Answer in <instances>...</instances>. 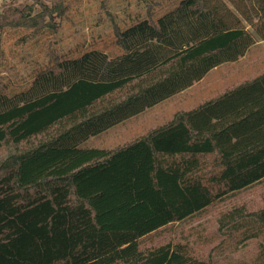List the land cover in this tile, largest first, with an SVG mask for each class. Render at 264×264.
Listing matches in <instances>:
<instances>
[{
	"label": "trees",
	"instance_id": "16d2710c",
	"mask_svg": "<svg viewBox=\"0 0 264 264\" xmlns=\"http://www.w3.org/2000/svg\"><path fill=\"white\" fill-rule=\"evenodd\" d=\"M13 3L0 33L35 36L65 13L62 0ZM113 36L115 53L56 58L0 91V264H210L140 239L264 179V71L125 144H84L264 42V0H173ZM262 202L222 213L217 231L256 237Z\"/></svg>",
	"mask_w": 264,
	"mask_h": 264
},
{
	"label": "rangeland",
	"instance_id": "374dc122",
	"mask_svg": "<svg viewBox=\"0 0 264 264\" xmlns=\"http://www.w3.org/2000/svg\"><path fill=\"white\" fill-rule=\"evenodd\" d=\"M173 0H62L63 18L54 19L53 28L31 36L27 27L3 28L0 55V91L6 93L30 83L36 71L56 58L74 57L89 49L115 53L114 27H124L146 15L154 17ZM30 0H0V12L7 5L21 8ZM264 71V42L255 44L233 63H224L185 92L153 108L90 137V147L113 148L125 144L153 127L168 122L173 113L196 107L234 85ZM264 179L208 206L194 216L168 224L140 239L146 249L171 243H185L191 254L210 264H264V231L256 237L242 239L240 231L218 232V217L234 206L245 205L255 211L262 205Z\"/></svg>",
	"mask_w": 264,
	"mask_h": 264
},
{
	"label": "crops",
	"instance_id": "0c3cea01",
	"mask_svg": "<svg viewBox=\"0 0 264 264\" xmlns=\"http://www.w3.org/2000/svg\"><path fill=\"white\" fill-rule=\"evenodd\" d=\"M240 58H241V57H240ZM240 58H239V59H240ZM239 59H238V60H239ZM236 61H237V60H236ZM236 61H234V62H236ZM228 63H233V62H228ZM215 68H217V67H215ZM215 68H214V69H215ZM212 70H213V69H212ZM212 70H210L209 72H211ZM209 72H208L207 74H209ZM207 74H206L205 76H207ZM256 76H257V75H256ZM254 77H255V76H253V77H251V78H249V79H246V80H250V79H252V78H254ZM202 79H203V78H202ZM202 79H201V80H202ZM201 80H199L198 82H200ZM244 81H245V80H244ZM198 82H195L194 84H197ZM242 82H243V81H242ZM242 82H240V83H242ZM240 83H238V84H240ZM194 84H193V85H194ZM238 84H236V85H238ZM193 85H192V86H193ZM236 85H234V86H236ZM192 86H190L189 88H191ZM234 86H233V87H234ZM189 88H187V89H189ZM187 89H185V90H183V91H181V92H179V93H177V94H175V95L181 94V93L185 92ZM224 91H225V90H224ZM224 91H223V92H224ZM223 92H222V93H223ZM220 94H221V93H220ZM175 95H173V96H171V97H174ZM171 97H169V98H171ZM169 98H167L166 100H168ZM164 101H165V100H164ZM162 102H163V101H162ZM160 103H161V102H160ZM158 104H159V103H158ZM158 104H156V105H158ZM199 104H200V103H199ZM156 105H155V106H156ZM155 106H153V107H155ZM153 107H151V108H153ZM193 108H194V107H193ZM148 109H149V108H148ZM189 109H191V108H189ZM189 109H186V110H189ZM146 110H147V109H146ZM146 110H145V111H146ZM184 110H185V109H184ZM178 111H180V110H178ZM176 112H177V111H176ZM174 113H175V112H174ZM174 113H173V115H174ZM173 115H172V117H173ZM172 117H171V119H172ZM129 119H130V118H129ZM171 119H170V120H171ZM170 120H169V121H170ZM125 121H126V120H125ZM166 123H167V122H166ZM153 128H154V127H153ZM140 135H142V134H140ZM140 135H138V136H140ZM138 136H136V137H138ZM136 137H135V138H136ZM133 139H134V138H133Z\"/></svg>",
	"mask_w": 264,
	"mask_h": 264
}]
</instances>
